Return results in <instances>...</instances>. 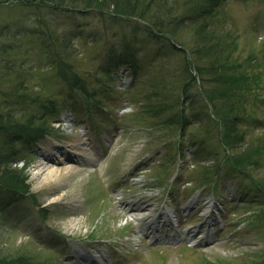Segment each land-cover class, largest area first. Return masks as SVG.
Here are the masks:
<instances>
[{
    "label": "rangeland",
    "instance_id": "1",
    "mask_svg": "<svg viewBox=\"0 0 264 264\" xmlns=\"http://www.w3.org/2000/svg\"><path fill=\"white\" fill-rule=\"evenodd\" d=\"M150 2L140 22L0 0V113L13 110L25 120L44 114L56 129L20 158L29 162L28 184L47 217L28 201L0 213L1 256L35 264H264V194L256 188H264V0H225L191 26L175 24L178 0ZM127 53L140 71L120 65L110 78V56ZM199 65L210 72L203 80ZM62 71L79 76L80 85ZM83 85L100 106L81 101ZM227 88L232 92L223 96ZM52 101L62 106L61 123H52ZM214 103L239 124L242 139L230 148ZM182 109L190 123L184 136L179 122L166 123ZM79 137L95 161L82 165L65 155L52 163L60 169L56 182L41 185L33 172L51 158L49 148L65 152ZM231 157L245 164L244 178L230 173L239 168ZM69 165L76 167L64 169ZM141 201L149 211L127 206ZM169 212L175 228L180 221L176 238L188 240L153 243L163 233L151 234L149 226ZM190 241L198 245L189 248Z\"/></svg>",
    "mask_w": 264,
    "mask_h": 264
},
{
    "label": "trees",
    "instance_id": "2",
    "mask_svg": "<svg viewBox=\"0 0 264 264\" xmlns=\"http://www.w3.org/2000/svg\"><path fill=\"white\" fill-rule=\"evenodd\" d=\"M22 6L26 8H34L41 9L43 6L50 9L51 13H71L77 9H85L86 11H90L94 14H98L100 17H106L107 14L113 17V19H119L120 17H125L129 19H137L140 22H146V18L144 15L143 7L146 0H17ZM156 0H151L149 5ZM225 0H185L183 2L184 10H181L182 3L178 0L177 2V10L181 12L178 14L175 19L177 22L175 24L178 25H187L191 26L192 24H196L199 21H204L208 16L213 15L215 9L221 5V3ZM3 5V4H2ZM1 6V5H0ZM30 8V9H31ZM157 19V23L159 25H163L165 19H161L159 16L155 17ZM149 28V27H147ZM204 28V27H202ZM150 30V29H148ZM175 33V30H173ZM161 38V37H160ZM212 50L218 52L219 48L212 47ZM214 52V54L216 53ZM213 53V52H212ZM218 54V55H217ZM211 55V53H210ZM219 53H216L214 58L217 59ZM221 56V55H220ZM112 60V67L119 68L120 65H129L134 66L135 75L137 67V60L133 53H127L122 55L110 56ZM218 60V59H217ZM226 60V59H225ZM216 60H213L215 64ZM114 63V64H113ZM135 64V65H134ZM206 67V66H204ZM225 67V66H223ZM109 69V73H112L114 68ZM222 68V66H221ZM196 71L202 75V80L205 79L206 76L204 73H210L208 71V67L203 68L200 65L195 66ZM226 69V68H224ZM63 72V71H62ZM64 79L68 81V83H74L75 86L80 85L78 82L80 81L79 76L76 74L72 75V77L67 76V72L62 73ZM113 76L112 74H109ZM110 77V76H109ZM224 76H220V80L224 82L221 78ZM112 78V77H111ZM191 82L196 83V78L192 77ZM228 83V81L226 82ZM231 89H234V81L230 83ZM188 84L185 85V89L183 91V96H187ZM72 91L76 89L74 87H70ZM75 89V90H74ZM79 90V89H78ZM80 99L90 105L94 103L99 106L101 101L97 100L94 95L90 93L88 88L85 85L81 86L80 90ZM228 88L222 91L223 96H228ZM206 96L210 97L212 101L211 93L206 92ZM79 97V94H78ZM185 97L183 99V103H185ZM213 103V102H212ZM50 108L52 114L56 118L59 114V110L62 106L59 103L50 102ZM215 109L218 111L217 104L214 103ZM233 108V107H232ZM219 114H221L218 111ZM231 111L226 113L223 112L221 114L222 123L226 130L225 141L228 145H232L238 139H242L238 135L239 132V124L234 123L237 121L235 118L231 120L230 118ZM25 114H21V116H17L13 110L5 111L0 113V135L2 136V142L0 143V213H6L10 209H14L20 202L32 199L36 204L37 198L31 193V187L28 184V176L25 170H20L17 168H13L11 165L20 160V158L24 159V156L31 151L36 144L47 135L51 134V128L49 124V119L45 117V115H41L38 118L35 115H31L28 119L25 120ZM52 116V115H51ZM239 117V116H238ZM170 118L166 121V123H180L181 124V133L184 136L186 127L190 124L188 121V117L185 115V110L182 109L179 116L172 117L171 120H175L174 122H169ZM233 133H237V135H233ZM238 170H243L242 167L245 166L243 164L240 157L235 160ZM29 163H26L28 165ZM41 214L47 217V210L42 209ZM0 264H35L29 260L28 257H19L17 259H12L11 257L1 256L0 255ZM46 264V263H40Z\"/></svg>",
    "mask_w": 264,
    "mask_h": 264
},
{
    "label": "bare ground",
    "instance_id": "3",
    "mask_svg": "<svg viewBox=\"0 0 264 264\" xmlns=\"http://www.w3.org/2000/svg\"><path fill=\"white\" fill-rule=\"evenodd\" d=\"M82 152H81V151ZM88 150V144L86 142V139H84L83 137H79V139L75 142H73L71 145H69V151L70 153H72L74 156H77L80 160L81 163H83L82 165H88V163L90 161H95L94 158L90 159L91 157H86V155L84 154V151ZM67 152V151H66ZM69 153V152H68ZM52 154V153H51ZM66 155H68L67 153H65ZM51 159H54V157H52ZM55 159L57 160V163H61L64 158H60L58 155H56ZM52 160L47 161L44 160L43 162H41L38 166V169L34 170L33 174L35 178H38L41 180V185H45V184H50L51 181L50 180H55L54 178L58 176V174L60 173V169L56 166H53L52 164H50ZM52 163V162H51ZM73 168L76 166H65L64 169H69V168ZM56 182V180H55ZM127 206H131V211L133 212H137V211H149V205H146L145 201H141V202H135V203H128ZM150 216H147L145 219H148ZM154 225V223L152 224Z\"/></svg>",
    "mask_w": 264,
    "mask_h": 264
}]
</instances>
